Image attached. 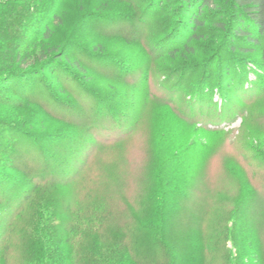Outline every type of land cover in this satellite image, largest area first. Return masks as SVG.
Here are the masks:
<instances>
[{
    "label": "trees",
    "instance_id": "trees-1",
    "mask_svg": "<svg viewBox=\"0 0 264 264\" xmlns=\"http://www.w3.org/2000/svg\"><path fill=\"white\" fill-rule=\"evenodd\" d=\"M115 43L136 55L109 50ZM201 49L203 59L194 57ZM250 63L258 69L254 78ZM132 72L145 84L127 79ZM97 74L125 78L130 91L115 92L118 99L110 97L114 92L88 93L99 91ZM151 78L187 101L179 107L166 102L153 93ZM150 90L172 123L156 139L147 186L137 196L148 203L143 215L128 200L115 208L108 194L94 195L84 176L88 162L69 170L90 153L91 139L96 149L127 140L141 122H133L129 110L138 116L139 94ZM34 106L31 117L19 119ZM77 112L79 119L69 116ZM238 115L246 125L264 126V0H0V264H207L206 247L214 251L222 242L205 245L194 233L201 209L192 208V219L183 215L190 204L179 201L194 192L186 181L204 177L207 152L225 142L211 145L208 139L225 135L222 124ZM176 121L188 134L168 143ZM54 122L64 127L53 129ZM80 130L86 140L78 139L75 148L71 140ZM238 139L243 154L264 164L260 144L243 132ZM194 153L204 168L191 174ZM245 166L233 154L221 166L237 186L229 240L235 245L246 236L245 250L228 264H264V194ZM182 215L188 222L178 230L185 237L176 241Z\"/></svg>",
    "mask_w": 264,
    "mask_h": 264
},
{
    "label": "rangeland",
    "instance_id": "rangeland-1",
    "mask_svg": "<svg viewBox=\"0 0 264 264\" xmlns=\"http://www.w3.org/2000/svg\"><path fill=\"white\" fill-rule=\"evenodd\" d=\"M96 24L97 22L94 23V25ZM92 25L93 23H89L86 27H90ZM119 25L121 24L119 23ZM110 26L111 25H107L108 28H110ZM99 34L100 33L96 34L95 37L98 38L100 36ZM129 47L130 46L122 43H115L110 44L109 50L115 52L117 51L118 53H122L125 51L124 53L127 52L129 55L135 56L136 54L129 52L131 51ZM198 47L199 46L197 45V48ZM196 52L197 53L194 57L203 59L205 55L203 50H197ZM82 57L86 58V56L84 55ZM129 59H126L129 65L135 63ZM92 65H94V63H92ZM249 68L253 70V74L255 73L254 71L258 70L257 67L251 63ZM104 71L110 72L107 70ZM102 75L97 74L94 77V84L98 86L99 91L96 90L88 93H91L92 95H103L104 97H106L110 96L111 93L114 92L113 96L110 97L117 98L115 96V92L119 94L121 93L122 95L125 93L127 94L130 91V83L126 82L127 80L125 78L111 76L108 77L104 74ZM131 77L133 78V81L136 82V84H140L141 86L145 84L144 81L141 80L139 76H137L136 72H132V74H130V77H128L127 79H130ZM250 77L254 78L255 74L254 76L251 75ZM86 81H88V79ZM150 86L154 90H152L153 93L161 95L166 102L173 101V104L176 105V107L181 106L182 102L187 101V98H185L184 94H179L178 96H176L175 93L170 94L167 90L160 86V83L157 79L151 78ZM70 87L72 88L71 85L69 86V88ZM135 91L138 92L137 90ZM94 92L96 94H94ZM136 92H130L131 95H134L133 99L135 96H138V93ZM150 92L151 90L143 94L140 92L141 94H139V99L135 105V108H137L136 113L138 114V116L134 115L135 109L132 108L129 110V113L132 115V121L134 122L135 119L139 118L141 122L137 130L132 133V135L127 138V140H125L121 144L110 146H108L109 144H106L105 146H103V148L96 149V145H98V142H96L97 140H95V138L91 139L90 141H92V143L87 147L90 148V153L86 155V153L88 152L86 150L85 154L81 156V160L77 162L76 166L69 170L70 173H74L79 169V166L82 164V162H88L86 167L87 169L84 172V176L86 178L88 189L92 191L94 195L97 193L104 195L108 194L107 202L115 205V208L126 205L124 201L128 200V202H130L129 207H133L138 211H142L143 215L145 213H149L145 206V203L147 202L145 201L144 205L143 202L139 203L137 196H139L140 193L144 192V188L145 186H147L146 176L149 170V159L152 155L153 150L155 149L156 139L162 135V131L164 130L167 123H172V117L170 116L169 111L162 103H159L158 101L149 97ZM37 93H42V90H38ZM33 108H35V111L38 110L37 106L30 107L29 110L27 109L22 112L19 119L25 120L31 117V110ZM82 109L84 110L83 115L89 114L88 109L85 106ZM69 116L79 119V117L82 116V113H71ZM40 117H43V114H41ZM47 119L48 121H50V117H48ZM54 123V125H51L53 129L54 127L56 129H61L64 127V125L60 122ZM85 123L87 122L83 119V122L81 124ZM178 124L179 122L176 121V125H174V128H176L177 131H168L165 137L166 142L173 143L176 142V140L179 141L181 138L186 137L185 135L188 134L183 132L177 126ZM49 128L50 126L48 128H37V131H48L47 129ZM221 128L226 131L225 135L215 136L208 140L211 142V145H217L218 143H221L222 139H225L224 144L218 147V149L215 151L211 150L210 153L207 152V170L204 177L197 182H194L193 180L186 181V188L194 192H184L185 194H183V198L179 201L180 203L183 202L190 204V208L187 207V209H190V212H187L183 215H186L188 217L191 216L192 219H196L194 218L195 215H193V212H196L192 208L201 209V221L200 223L198 221L199 229L194 233L196 234V236L199 235V237L205 240V245H210L213 241L217 243L222 242V244L214 245V247L216 246V249L214 251H211L210 249H208V247H206L210 252V254L206 256L207 264H228L230 261L233 263L240 254V251L243 252L245 250V248L243 247V240L246 237L245 235L241 239H238L239 243L235 245L231 242V240H229V229L231 228L230 211L231 208H233V199L234 195L237 193V186L228 177L221 174V166L224 157L233 154L244 161L246 165L245 167L249 172L251 180L263 191L262 194H264V164H262L260 161H255L253 158L252 160L247 154H243L247 152L244 145L242 144L243 142L238 139V137L241 136V132H243L246 135H250L255 144H260L264 148L263 124L261 122H256L251 123L250 125H246V123L244 124L243 117L238 115L230 123L222 124ZM85 134L86 133L84 131L80 130L74 137V139L71 140H75L72 143L74 144V142H76L78 139L79 141L84 139L86 140L87 135L85 136ZM246 139L248 140V137ZM66 143L67 146L71 145L70 141ZM85 148L86 147L84 146L83 149ZM248 154L251 155L250 152ZM193 156H195L194 160L190 162L188 167L189 169L192 165H195V167L191 169L192 171L189 172L191 174L201 173V170L204 168V163L201 160L196 161V158H198V154L194 153ZM242 157H245V160ZM115 176H117L118 178L117 182L115 181ZM59 180L60 182L66 181L64 178H61ZM28 184L29 182L24 179V185L28 186ZM258 198L261 197L258 196ZM183 207L185 206L183 205L181 207H177L176 210L179 211V209H183ZM254 212L257 213L258 210L256 209ZM183 215L182 219H179V222H176V241L181 238H183L182 241H184L185 233L183 232V230H178V228L188 222L186 219H184ZM254 216L255 215L252 216L249 223H254ZM225 229L228 230L227 234L223 233ZM223 241L226 244H224ZM245 245H247V243ZM249 252L252 253L254 251L250 249ZM181 261V264H187L184 259Z\"/></svg>",
    "mask_w": 264,
    "mask_h": 264
}]
</instances>
